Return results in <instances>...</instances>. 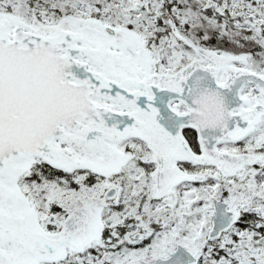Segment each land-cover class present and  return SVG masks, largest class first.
Segmentation results:
<instances>
[{"label": "snow or ice", "instance_id": "obj_1", "mask_svg": "<svg viewBox=\"0 0 264 264\" xmlns=\"http://www.w3.org/2000/svg\"><path fill=\"white\" fill-rule=\"evenodd\" d=\"M0 264H264V0H0Z\"/></svg>", "mask_w": 264, "mask_h": 264}]
</instances>
